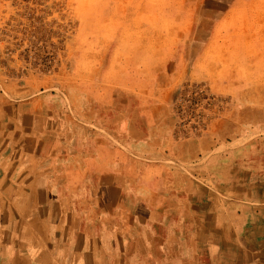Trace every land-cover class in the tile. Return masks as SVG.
Listing matches in <instances>:
<instances>
[{"label": "crops", "instance_id": "0c3cea01", "mask_svg": "<svg viewBox=\"0 0 264 264\" xmlns=\"http://www.w3.org/2000/svg\"><path fill=\"white\" fill-rule=\"evenodd\" d=\"M192 4L178 6L188 44L181 32L136 51L112 42L104 79L76 97L0 94V264H264V145L199 163L175 131L173 75L197 74L225 35L219 19L199 54Z\"/></svg>", "mask_w": 264, "mask_h": 264}, {"label": "rangeland", "instance_id": "374dc122", "mask_svg": "<svg viewBox=\"0 0 264 264\" xmlns=\"http://www.w3.org/2000/svg\"><path fill=\"white\" fill-rule=\"evenodd\" d=\"M189 3L0 0V94L14 98V88H22L23 98L53 92L61 100L71 99L79 94V84L92 83L95 75L104 79L100 67H105L108 59L101 55L108 54L112 42L117 50L136 51L141 50L144 35L169 43L181 32L184 36L180 42L176 39L177 45H183L184 40L188 44L190 32L185 27L184 34L180 31V20L189 11L178 6ZM192 3L197 4L199 54L219 19H225L219 24L225 35L219 32L209 51L199 56L197 74L173 75L175 131L182 142L196 143L200 153L194 161L220 162L225 146L251 147L256 141L264 145V138L256 139L260 132L264 136V117L260 116L264 107L256 105L264 103V81H256L249 68L264 67V59L255 58L264 51V0ZM208 66H212L208 75L202 74ZM245 72L248 80L246 85L242 83L243 90L238 81H243ZM243 99L249 105L244 106ZM206 148H213V154L208 155L211 150Z\"/></svg>", "mask_w": 264, "mask_h": 264}, {"label": "bare ground", "instance_id": "6f19581e", "mask_svg": "<svg viewBox=\"0 0 264 264\" xmlns=\"http://www.w3.org/2000/svg\"><path fill=\"white\" fill-rule=\"evenodd\" d=\"M17 124V123H16ZM63 146V145H62ZM68 148V147H67ZM15 168V167H14ZM28 168V167H27ZM85 175V174H84ZM13 182V181H12ZM11 209V208H10ZM22 218V217H21ZM124 224V223H123ZM29 228V227H28ZM118 232V231H117ZM76 239V238H75ZM193 241V240H192ZM208 260V259H207Z\"/></svg>", "mask_w": 264, "mask_h": 264}]
</instances>
